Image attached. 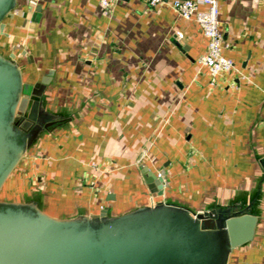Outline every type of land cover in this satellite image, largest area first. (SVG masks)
<instances>
[{
	"label": "crops",
	"instance_id": "obj_1",
	"mask_svg": "<svg viewBox=\"0 0 264 264\" xmlns=\"http://www.w3.org/2000/svg\"><path fill=\"white\" fill-rule=\"evenodd\" d=\"M217 2L223 53L240 73L212 79L197 63L206 37L171 0H110L106 12L100 0H16L0 54L13 55L24 84L48 81L49 126L0 201L57 218L229 208L256 224L225 264H264V0Z\"/></svg>",
	"mask_w": 264,
	"mask_h": 264
},
{
	"label": "water",
	"instance_id": "obj_2",
	"mask_svg": "<svg viewBox=\"0 0 264 264\" xmlns=\"http://www.w3.org/2000/svg\"><path fill=\"white\" fill-rule=\"evenodd\" d=\"M15 4L0 0V33ZM47 82L31 86L36 99L27 97L13 55L0 54V189L49 126L40 101ZM154 184L161 189L162 178ZM255 224V216L229 208L193 214L158 203L117 216L57 218L33 201H0V264H225L233 247L252 238Z\"/></svg>",
	"mask_w": 264,
	"mask_h": 264
},
{
	"label": "built area",
	"instance_id": "obj_3",
	"mask_svg": "<svg viewBox=\"0 0 264 264\" xmlns=\"http://www.w3.org/2000/svg\"><path fill=\"white\" fill-rule=\"evenodd\" d=\"M160 1L147 0L150 6H155ZM100 3L103 11L106 12L110 0H100ZM171 7L182 18L194 20L206 37V49L197 57V63L207 68L212 79L223 72L240 73L233 60L223 53V49L227 47V44L224 43L223 33L218 24L217 0H171ZM177 37L181 39L183 34L177 32ZM158 176L161 177V174L159 173Z\"/></svg>",
	"mask_w": 264,
	"mask_h": 264
},
{
	"label": "rangeland",
	"instance_id": "obj_4",
	"mask_svg": "<svg viewBox=\"0 0 264 264\" xmlns=\"http://www.w3.org/2000/svg\"><path fill=\"white\" fill-rule=\"evenodd\" d=\"M24 92L23 94L26 95L27 97H30L32 99H36L35 97L31 96L30 92H31V86L27 85V84H24ZM0 199H1V196H0Z\"/></svg>",
	"mask_w": 264,
	"mask_h": 264
}]
</instances>
